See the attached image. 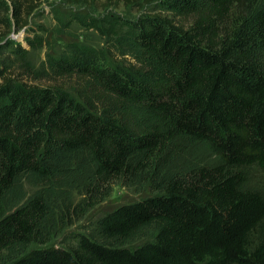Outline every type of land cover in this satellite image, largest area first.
<instances>
[{"label": "trees", "instance_id": "obj_1", "mask_svg": "<svg viewBox=\"0 0 264 264\" xmlns=\"http://www.w3.org/2000/svg\"><path fill=\"white\" fill-rule=\"evenodd\" d=\"M40 4L0 0V251L37 244L8 264H264V194L245 189L243 174L264 168V0H156L155 10L127 23L139 66L124 54L105 64L79 50L37 78L9 35ZM90 82L101 94L86 90ZM132 105L165 132L156 124L133 132ZM166 134L205 143L218 163L153 177V195L105 214L97 237L81 236L72 249L42 239L44 196L3 211L21 177L61 179L83 156L94 171L83 193L84 210L92 208L112 184L132 182L136 157L151 156ZM148 225L156 227L150 243L123 245Z\"/></svg>", "mask_w": 264, "mask_h": 264}, {"label": "rangeland", "instance_id": "obj_2", "mask_svg": "<svg viewBox=\"0 0 264 264\" xmlns=\"http://www.w3.org/2000/svg\"><path fill=\"white\" fill-rule=\"evenodd\" d=\"M155 3L156 0H85V3L41 0L38 9L29 18V24L19 32L11 33L9 37L21 46L19 51L37 78L51 73L52 62L79 50L94 52L100 59H105V64L111 63L110 58L113 61L124 60V54L125 60L139 66L140 63L136 62L132 55L133 30L127 23L141 14L155 10ZM175 22L179 24L180 20ZM77 79L78 76L72 77L71 82L77 83ZM65 81L66 78H57V84ZM37 82L50 84L45 80ZM90 84L91 82L86 90L100 93L98 86ZM102 98L110 103L115 101L106 94H103ZM92 101H95V96ZM126 119L135 133L155 124L165 132L162 123L154 116L146 114L139 106H129ZM166 136L151 156L136 157L134 163L140 162L141 167L132 182L112 184L106 191V197L92 208L84 210L83 193L94 185V171L92 164L82 155L83 161H78L74 167L60 172L61 179L53 176L45 183L21 177L7 195L8 202L5 203L7 206H4L3 211L6 213L13 210L30 197L44 196L48 208L40 226L42 239L48 246L72 249L81 236L97 237L98 222L102 216L119 205L153 195V177L158 180L171 179L188 174L196 168L218 163V156L205 143L174 134ZM243 174L246 180L245 189L264 194V168L250 167L243 170ZM155 232L154 225L140 228L123 245L134 249L150 243L155 237ZM36 245L16 244L1 250L0 264H8Z\"/></svg>", "mask_w": 264, "mask_h": 264}]
</instances>
